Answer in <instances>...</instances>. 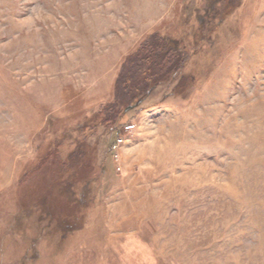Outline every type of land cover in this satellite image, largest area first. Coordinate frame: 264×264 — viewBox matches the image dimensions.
<instances>
[{
    "label": "rangeland",
    "instance_id": "1",
    "mask_svg": "<svg viewBox=\"0 0 264 264\" xmlns=\"http://www.w3.org/2000/svg\"><path fill=\"white\" fill-rule=\"evenodd\" d=\"M158 30L185 68L89 122ZM0 264H264V0H0Z\"/></svg>",
    "mask_w": 264,
    "mask_h": 264
},
{
    "label": "trees",
    "instance_id": "2",
    "mask_svg": "<svg viewBox=\"0 0 264 264\" xmlns=\"http://www.w3.org/2000/svg\"><path fill=\"white\" fill-rule=\"evenodd\" d=\"M175 44L172 37L159 30L145 38L138 49L128 55L121 64L111 99L103 103L102 108L99 106L98 110H94L88 121L104 127H118L125 109L133 102L135 92L141 89V86L149 87L166 81L176 72L183 70L189 58L184 50Z\"/></svg>",
    "mask_w": 264,
    "mask_h": 264
},
{
    "label": "built area",
    "instance_id": "3",
    "mask_svg": "<svg viewBox=\"0 0 264 264\" xmlns=\"http://www.w3.org/2000/svg\"><path fill=\"white\" fill-rule=\"evenodd\" d=\"M134 125L132 126H128V127H133ZM123 141L122 138H117V140H115V142L113 143V149L115 151V156L116 158L118 159V152H117V148H119V146L121 145V142Z\"/></svg>",
    "mask_w": 264,
    "mask_h": 264
}]
</instances>
